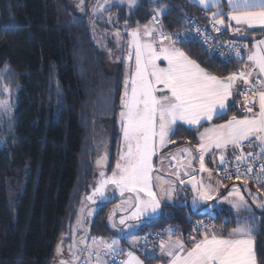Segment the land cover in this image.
Returning a JSON list of instances; mask_svg holds the SVG:
<instances>
[{
  "label": "trees",
  "instance_id": "trees-1",
  "mask_svg": "<svg viewBox=\"0 0 264 264\" xmlns=\"http://www.w3.org/2000/svg\"><path fill=\"white\" fill-rule=\"evenodd\" d=\"M93 2L79 0L73 11L67 0H0V72L6 70L3 80L14 105L9 122L0 116V264H56L63 233L93 182L96 129L105 121L111 125L106 169L112 167L124 67L109 63L96 48L88 25L90 11L78 12L80 5ZM106 11L116 12L126 28L145 24L159 13L160 29L173 32L191 19L207 22L215 8L201 9L191 0H138L132 8L114 5ZM253 32L264 35V28ZM176 45L210 74L226 76L233 70L199 41ZM197 130L178 124L165 150L194 146ZM116 200L98 204L88 227L92 237L114 234L107 212ZM203 214L208 213L171 206L169 216L144 219L140 232L172 227L169 234L186 237L190 219ZM212 216L214 224H230L235 218L223 209ZM253 225L257 258L263 264L264 210ZM148 257L143 256L150 264Z\"/></svg>",
  "mask_w": 264,
  "mask_h": 264
},
{
  "label": "snow or ice",
  "instance_id": "snow-or-ice-1",
  "mask_svg": "<svg viewBox=\"0 0 264 264\" xmlns=\"http://www.w3.org/2000/svg\"><path fill=\"white\" fill-rule=\"evenodd\" d=\"M135 0H130L134 3ZM201 5L208 6L209 0H198ZM232 12L230 20H234L237 25H247L251 28L255 24L264 25V0H228ZM108 0H105V4ZM213 6L218 5L213 0ZM103 10V6H101ZM219 12L213 13L215 25H223L224 20L216 19L221 16ZM219 31V28H216ZM239 33V27L234 29ZM199 32V29H197ZM153 32L147 26L144 29L145 36H152ZM117 36L119 33L116 34ZM132 41L130 46L135 48V71L130 73L125 79V90L120 97L119 123L122 134L123 150L119 154V160L110 177L104 178L105 173L100 172L101 180L94 187L93 195L88 196V200L96 202L93 197L98 196L103 202L108 199L105 189L111 184L119 190L120 195L134 193L129 196L130 200H135V211L131 216L122 217L119 221L125 224L126 219H139L142 213H155L160 207V198L167 196L169 199L177 191L173 182L163 180L161 177L153 176L154 167L152 158L156 151V140L159 146L164 147L172 142L171 136L176 134L179 122L188 125H198L201 120L211 121L216 115H223L228 108L227 101L233 95L232 88L237 79L249 85L252 95L245 94V110L251 113V118L237 119L232 117L226 124L218 125L212 129H206L200 134V144L197 149L200 155V171L208 169L204 165V153L213 146L215 148H225L231 144L238 147L241 141L255 137L261 145H264V39L259 40L250 52L248 60L251 62L248 68L238 74L229 75L226 79H221L212 75L200 67L196 61L189 59L184 52L174 47H159L157 51L151 42H142L139 30L130 33ZM163 36L164 34L161 33ZM165 39L170 37L164 36ZM207 39V37H206ZM175 41H173V44ZM239 56V52L236 53ZM130 58V56H129ZM163 59L167 61V67H160L157 61ZM253 71L260 77L259 87L251 80ZM130 85V90H129ZM162 93V95H157ZM258 97L259 111L253 112L250 106ZM0 106L2 102H0ZM212 133V135H208ZM264 151V148H262ZM182 153L189 156L186 167H191L192 153L190 149H182ZM248 153V156H252ZM175 159V157H173ZM245 157L237 155L238 163L244 162ZM221 164L224 163V156L220 157ZM106 161V156L97 160V165ZM185 167V165H181ZM261 172L264 173V164L260 165ZM252 167H248L247 172H252ZM180 184H184L179 170L173 173ZM184 175H189L184 172ZM211 177V173H209ZM239 178V175L238 177ZM159 181V193L153 191V180ZM259 179V177L257 178ZM192 189L197 193L193 198V204L197 200L205 202L213 199L212 192L215 190L211 184L205 186L203 181H197L192 177L189 181ZM167 185V187H165ZM143 193L147 199L141 197ZM235 193L239 198L230 201L238 211L244 209L248 211L247 201L240 196L234 188L229 195ZM227 199V197H225ZM264 208V204L260 205ZM91 214V213H89ZM115 227V225H113ZM131 227V225H128ZM191 248H186L184 243L177 240L170 245L161 244V250L166 248L167 255L171 258L169 264H255V254L253 250L252 228L246 222L232 230L229 238L218 237L215 229L209 233L207 229L202 238L197 242L192 238ZM63 243V242H62ZM62 243L57 248L60 253ZM117 241L113 240L107 247L111 250ZM73 245H69L71 253ZM99 257V253H97ZM129 260L126 264H141V262L128 253ZM75 259V258H74ZM60 264H72V261H60Z\"/></svg>",
  "mask_w": 264,
  "mask_h": 264
},
{
  "label": "rangeland",
  "instance_id": "rangeland-1",
  "mask_svg": "<svg viewBox=\"0 0 264 264\" xmlns=\"http://www.w3.org/2000/svg\"><path fill=\"white\" fill-rule=\"evenodd\" d=\"M71 9L73 11L76 10V4L79 0H67ZM138 0H135L134 3H130V0H108V3L105 4V0H94V2L90 5H80L79 13L83 15L86 14V11H90L91 15L88 17V25L91 30L93 42L96 48L102 52V54L106 57L109 63L115 65L117 63H122L124 67L123 74V83H122V94L125 90V79L129 78L130 73L135 71V48L130 46L132 41L131 32L136 31L137 29L140 32L142 42H151L154 47H156L157 51H159V47H179L176 44H173L169 39H165L161 36L160 33L166 32L160 29L158 16L159 13H156L150 21L145 24L137 25L134 27L126 28L118 23L117 14L114 11H106L111 6L114 5H125L126 7L132 8ZM101 6H103V10H101ZM83 7V8H82ZM216 13V12H213ZM213 13L210 16V20L213 19ZM223 19L222 16H217L216 19ZM215 21V20H214ZM223 25H226L224 22ZM147 26L150 30H152V36H145L144 29ZM119 33L117 36L116 34ZM231 34V33H230ZM228 31L226 35L232 38H238L237 36H231ZM130 56V58H129ZM157 64L160 67H167V61L160 59L157 61ZM234 69V67H233ZM6 70L0 72V102H2L3 106H0V116L2 120L9 122L13 118V101L11 98V90L8 84L3 80V76ZM130 90V85H129ZM119 112H120V101H119V109L117 115V125H118V144L116 146L115 157L113 160L112 167L107 170L104 168V164L97 165V160L103 157L104 155L108 157L110 153V141H111V125L110 121H105V123L96 129L95 136V159L93 161V166L95 169V174L93 177V182L89 186V190L81 196L80 204L78 205L73 220L69 224V227L65 233H63L62 242L59 243V246L62 243L61 252H57L56 260L60 261H72L74 262L78 257L81 247L84 249L83 256L81 262L78 264H112L114 259V253L116 251V247L120 246L126 250L128 246L135 247L138 249L140 243H142L144 236L142 237V232L140 229L143 227L145 220L144 219H154L159 216L161 212V204H163L162 213L165 216H169V210L171 206H184L187 212L194 211L199 213H204L208 211L210 215H213L211 206L216 201L222 202L224 201V197L229 196V193H226L225 189L228 190L231 186L236 187L235 189L238 191L239 195H243L241 186H244L245 191H247L249 195V184L246 182L233 181L232 183L225 182L219 178L214 176V173L211 172L210 167L207 162L204 161V165L209 171L201 172L200 171V162H199V154L192 153L191 158V167H186L188 164V160L190 159L186 153H182V149H190L188 146L182 145L176 148H171L165 150L164 147L159 146L158 139L156 140V151L153 155L152 162L154 167L153 176H159L163 180L173 182L177 188V191L173 194L171 199H169L166 195L160 198V207L157 209L155 213H142L139 219H126L125 224L121 225L119 223L122 217L131 216L132 212L135 211V200H130L129 196H134V193H125L124 196L120 195L118 189L113 186L114 192H110L109 184L106 189L111 195V198L117 199L113 204L110 205L107 212V223L110 228L114 231V234L109 237L104 238H94L89 233L83 238H80L83 233V226L86 225L87 229L91 224V220L93 215L97 210L98 203H103L100 201L98 196L93 197L96 201L95 203L92 200H88V196L93 195L94 187L98 185L99 181L102 179L100 176V172L103 171L105 173V177H110L112 175L113 170L116 167L117 161L119 160V154L123 150L124 145L122 142V134L120 131V123H119ZM105 119H108L106 117ZM169 144V143H167ZM175 157V159H173ZM185 165V167H181V165ZM176 170H179L180 176L184 181V184H180V182L176 179V176L173 174ZM184 172H188L189 175H184ZM211 173V177L209 176ZM192 177H195L197 181H203L205 186L211 184L213 185L214 180L221 182L224 187L221 189L219 195H216L214 191L212 192L213 199L205 202L203 200H197L195 204H193V198L197 196V193L193 191L192 184L189 182ZM211 181V182H210ZM159 184V181L153 180V191L159 193V187L156 185ZM167 187V185H165ZM213 187V186H212ZM228 188V189H227ZM105 189V192H106ZM214 189V187H213ZM225 191V192H224ZM233 191V190H232ZM231 191V192H232ZM107 195V194H106ZM143 199H147V197L141 193L140 194ZM232 195H236L233 193ZM237 196V195H236ZM216 198V199H214ZM253 197L252 202L255 205L256 200ZM216 200V201H214ZM91 213V214H89ZM189 216V214L187 215ZM115 225V227L113 226ZM131 225V227H128ZM172 228V227H170ZM156 234V231H152V233ZM158 233V232H157ZM79 239V241H78ZM115 240L117 243L113 245V248L110 250L107 245L111 244L112 241ZM69 245H73L71 253L69 252ZM81 246V247H80ZM99 253V257L97 256ZM124 254V253H123ZM75 258V259H74ZM117 263V262H116ZM115 263V264H116Z\"/></svg>",
  "mask_w": 264,
  "mask_h": 264
},
{
  "label": "crops",
  "instance_id": "crops-1",
  "mask_svg": "<svg viewBox=\"0 0 264 264\" xmlns=\"http://www.w3.org/2000/svg\"><path fill=\"white\" fill-rule=\"evenodd\" d=\"M191 2L193 4H195L196 6H198L201 9H209V8H215L214 12H219V13H223L222 17L224 22L226 23V28L228 33L232 36H237L241 39H244L245 41H247L248 43V50L245 52V57H244V63H245V70H249L251 71V68H248V65L251 64V62L248 60V56L250 54L251 51L254 50L253 46L259 41L264 39V35L261 36H256L255 33L253 31L258 30V29H262L264 28V25H260V24H255L253 25L251 28H249L247 25H237L236 22L234 20H230L229 19V15L232 12V8L228 2V0H215V3L218 5L217 7L213 6V0H209L208 6L205 7L204 5H201L198 0H191ZM159 18V16H158ZM239 27L241 29V31L239 33L235 32L234 29ZM176 49H179L180 51L184 52L183 49L181 47H174ZM185 53V52H184ZM185 55L187 56V54L185 53ZM189 59L194 60L192 58H190L189 56H187ZM195 61V60H194ZM197 64H199L198 62H196ZM200 65V64H199ZM200 67H202L200 65ZM203 68V67H202ZM213 75V74H212ZM216 76V75H215ZM229 76H217L221 79H226ZM260 79V77L257 75L256 71H253V75L251 77V80L255 83V86H257V88L259 87L258 85V80ZM243 84V80L241 79H237L233 85L232 88V92L233 95L229 98V100L227 101L228 104V108L227 110L224 112L225 113H230L229 116L225 119H222L220 121H215V119L221 115H216L213 117V119L211 121H207V120H201L200 123L198 125H188V124H184L183 122H179V124H184L188 127L191 128H196L197 130V138L198 141L197 143L193 146L191 145H186L190 148V150L192 151V153H197L200 155L199 151H197L199 144H200V134L201 133H205L206 129H212L215 128L218 125H223L226 124L229 120L232 119V117H236L237 119H244L246 117L251 118L252 114L248 113L246 110H244L243 112H240L238 107H237V90L238 88ZM122 94V93H121ZM157 95H162V93H157ZM253 108V112L254 113H258L259 108H255L253 106H251ZM208 135H212V133H208ZM168 145V144H166ZM184 147V146H182ZM244 150L245 153H249L252 152L255 148L257 147H261L264 148V145H261L259 141H257L255 139V137H250L248 140H243L241 141L240 146L238 147H233V145L229 144L227 145L225 148H215L214 146L207 152L204 153V161L207 162V164H209L208 166L210 167V170L212 173H214V168L218 165L219 162H221L220 157L221 155L225 157L230 156L237 148H241ZM208 169V167H207ZM209 171V170H208ZM215 176V174H214ZM218 178V177H216ZM211 182V181H210ZM213 183V187H214V193L216 195H219V193L221 192V189L224 187V185L219 182V181H213L211 182ZM229 183V182H228ZM242 189V193L243 198L245 201H247V205L249 210L245 211L244 209H240L239 211L233 207L232 203H230V201H235L237 200L239 197L236 195H229L227 196V199H225L224 197V201L222 202H217L213 203V205L211 206L212 209V213L214 214L215 212L223 209L225 211H228L230 213H232L235 218L234 220L231 221L230 224H213V226L209 229H207V231L209 233L213 232V229H215V234L218 237H223V238H229L230 234L232 233V230L240 225H243L244 223H248L250 225V227L252 228V240H253V250H254V254H255V264H260L257 258V252H256V238L254 235V225H253V221L254 219H256V217L259 216L260 212L264 210V208H261L260 205L264 204V184L262 185H249V195L247 193V191H245L244 186H241ZM233 187L231 186L228 190L225 189L226 193L231 192L233 189ZM236 188V187H234ZM224 191V192H225ZM255 197L254 199L256 200L255 205L252 202V198ZM216 199V198H214ZM210 214L208 211H205V213ZM173 231V228L170 227H166L164 231H156V234L158 232L157 235H159V232H162V235L158 236L154 242H151L148 244V246H144L145 243V239H146V235L151 234H155L152 233V231H147V232H143L142 233V237L143 241L142 243H140L138 247V249H136L135 247L132 246H128L126 248V250L120 246H117L115 249V253H114V259L117 261L116 264H126V262L129 260V256L128 253H132L133 256H135L140 262L141 264H147L144 261L143 256H149L150 260V264H169L170 261V257L166 254L167 251L169 250L168 248H166L164 251L161 250L160 245L163 243L165 245H170L172 243H175L177 240H180L181 242L184 243L186 248H191L192 244H193V240L192 238H195V241H199L205 230L201 231V232H197L194 234H190L188 233V235L186 237H181L178 234H169L170 231ZM165 232V234H163ZM124 253V254H123ZM86 264V263H85ZM264 264V263H263Z\"/></svg>",
  "mask_w": 264,
  "mask_h": 264
},
{
  "label": "built area",
  "instance_id": "built-area-1",
  "mask_svg": "<svg viewBox=\"0 0 264 264\" xmlns=\"http://www.w3.org/2000/svg\"><path fill=\"white\" fill-rule=\"evenodd\" d=\"M214 20H208L207 22H201L195 19H191L188 25L180 30L173 32H163L167 37H170V41L174 44H180L189 40L199 41L203 49L210 55L218 58L223 63L231 65L234 69L229 73L238 74L240 71L245 70V52L248 50V43L244 39L232 38L227 33L225 25H215ZM219 28V31L216 30ZM199 29V32H197ZM207 37V39H206ZM239 52V56H237ZM249 85L243 84L237 90V107L240 112L245 110V94L251 96L252 93L249 91ZM257 87V86H256ZM255 108H259L258 97L255 98V102L251 104ZM252 156H248L241 148H237L230 156L224 158V163H218L214 168V174L219 179L225 182H246L250 184H264V173L261 172L260 165L264 164V151L261 147L255 148L252 152ZM237 155H242L246 159L244 162L238 163L236 160ZM248 167H252V172H247ZM239 175V178H237ZM259 177V179H257ZM214 224V218L210 214H203L196 218H191L189 221V228L192 234L209 229ZM158 234V233H157ZM157 234H149L146 239L144 246H148L149 243L154 242L157 237L162 235V232ZM117 261L113 259L112 264Z\"/></svg>",
  "mask_w": 264,
  "mask_h": 264
},
{
  "label": "water",
  "instance_id": "water-1",
  "mask_svg": "<svg viewBox=\"0 0 264 264\" xmlns=\"http://www.w3.org/2000/svg\"><path fill=\"white\" fill-rule=\"evenodd\" d=\"M82 1H83V0H82ZM104 156H105V155H104ZM104 156H103V157H104ZM103 164H104V168H106L107 165H108V159H107V157H106V161H105ZM109 187H110V192L113 193V192H114L113 185H110ZM105 193L107 194L108 199H107L105 202H103V203H108V202L111 201V195L109 194L108 189H106V192H105ZM98 204H102V203H98ZM162 209H163V204H161V212H160V214H159L158 217H160V216L163 214V213H162ZM156 218H157V217H156ZM86 234H87V227H86V225H84V226H83V233H82V235H81L80 238H83L84 236H86ZM78 241H79V239H78ZM80 247H81V246H80ZM83 252H84V249L81 247V251H80V253H79V255H78V258H77L76 262H74L73 264H78V263L80 262L81 257H82V255H83Z\"/></svg>",
  "mask_w": 264,
  "mask_h": 264
},
{
  "label": "flooded vegetation",
  "instance_id": "flooded-vegetation-1",
  "mask_svg": "<svg viewBox=\"0 0 264 264\" xmlns=\"http://www.w3.org/2000/svg\"><path fill=\"white\" fill-rule=\"evenodd\" d=\"M110 194V193H109ZM111 200H113V198H111ZM97 206H98V204H96ZM94 216V215H93ZM93 218V217H92ZM87 233H88V229H87ZM87 235V234H86ZM83 256V255H82ZM78 258V257H77ZM77 258H76V260H77ZM76 260L74 261V262H76ZM81 260H82V257H81ZM81 260H80V262H81ZM74 262H72V264L74 263ZM56 264H59V262L57 261L56 262Z\"/></svg>",
  "mask_w": 264,
  "mask_h": 264
},
{
  "label": "bare ground",
  "instance_id": "bare-ground-1",
  "mask_svg": "<svg viewBox=\"0 0 264 264\" xmlns=\"http://www.w3.org/2000/svg\"><path fill=\"white\" fill-rule=\"evenodd\" d=\"M190 234H192L190 231H189ZM85 264V263H84Z\"/></svg>",
  "mask_w": 264,
  "mask_h": 264
}]
</instances>
